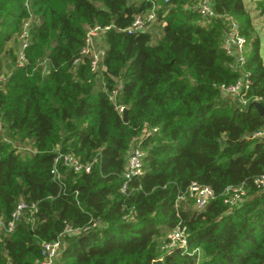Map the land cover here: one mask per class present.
Returning a JSON list of instances; mask_svg holds the SVG:
<instances>
[{
  "label": "trees",
  "instance_id": "16d2710c",
  "mask_svg": "<svg viewBox=\"0 0 264 264\" xmlns=\"http://www.w3.org/2000/svg\"><path fill=\"white\" fill-rule=\"evenodd\" d=\"M189 6L161 3L157 30L131 33L123 29L148 0H0V218L18 200L35 208L0 230V264H38L41 242L66 225L76 231L61 235L56 264H264V186L254 183L264 175V138L251 137L264 124L263 40L245 0H213L245 38L260 115L221 95L237 77L220 48L221 24L201 25ZM256 7L264 13V0ZM29 16L26 62L17 66ZM94 25L110 26L96 72L86 56L73 63ZM133 137L142 172L122 192ZM60 154L89 170L74 171ZM191 182L214 191L201 210L176 200ZM240 184L242 200L224 203L225 187ZM177 224L186 247L168 246Z\"/></svg>",
  "mask_w": 264,
  "mask_h": 264
},
{
  "label": "built area",
  "instance_id": "2783aa9c",
  "mask_svg": "<svg viewBox=\"0 0 264 264\" xmlns=\"http://www.w3.org/2000/svg\"><path fill=\"white\" fill-rule=\"evenodd\" d=\"M168 0H148L149 7L142 12H138L133 15L130 24L123 30L131 33H140L147 30L154 32L156 29V13L161 3L167 2ZM190 2L189 8H191L199 18V23L201 25H210L215 22L221 24V41L220 48L226 56H228L231 61L228 63V67L237 73L236 79L226 85H220L219 90L222 96H229L231 100L237 103L239 109H245L249 107L252 103H260L259 97L249 96V89L251 85V80L249 77V71L246 68L245 62V38L240 33V28L237 20L227 13H219L215 11L213 7V0H187ZM250 7V6H249ZM248 7V8H249ZM253 8L256 7L252 6ZM246 8V7H245ZM247 10V9H246ZM259 12V9L256 10ZM164 16V13L162 14ZM165 22L162 21L161 25ZM27 23L23 25V31L21 32L19 38L22 40L20 44V49L17 55V66H23L26 62V56L24 49L27 44L28 31H25ZM110 26H88L86 27L83 45L80 48L79 56L73 60V63L80 61L81 56L88 57V66L92 72L99 70V61L104 54V46L99 43L100 36L109 28ZM261 34L264 40V30ZM264 43V41H263ZM264 53V50H263ZM41 66L42 73L47 72V66L45 60L38 62ZM119 88V84L111 90L109 99L114 102L115 94ZM115 109L119 114H122L124 107L121 105H115ZM0 122V130H1ZM156 131L155 126H147L145 132L150 133ZM252 138H264V124L263 126L252 132ZM62 157L65 165L71 167L74 171H79L83 169L84 171L89 170L90 164H81L76 156L73 154L58 155L57 158ZM142 157L143 150L141 147V140L139 137H133L130 142V148L127 155V163L123 172V183L121 185V191L124 192L127 187V182L133 176L139 175L142 172ZM52 173H56V169L51 170ZM254 183L257 187L264 186V175H260L255 178ZM224 203L228 205H235L242 200L245 195L244 187L240 185H228L223 191ZM215 194L213 189L205 184H200L197 182H191L186 190L177 195L176 200L187 198L191 201L192 206L201 210L205 205L214 198ZM25 209L30 211L35 210L34 205H28L22 200H18L12 210L8 220H3L0 218V230L9 233L13 230L15 222L21 216ZM68 225L64 227L62 234L51 241H42L40 244V258L36 260L38 264H56L58 254L60 252V247L62 245L61 235L64 233H75ZM169 240L168 246L179 245L181 247H186V232L185 227L177 224L167 235ZM197 251V249H196Z\"/></svg>",
  "mask_w": 264,
  "mask_h": 264
},
{
  "label": "rangeland",
  "instance_id": "374dc122",
  "mask_svg": "<svg viewBox=\"0 0 264 264\" xmlns=\"http://www.w3.org/2000/svg\"><path fill=\"white\" fill-rule=\"evenodd\" d=\"M257 0H246V4L250 5L249 10H250V14L251 17L253 19V23L256 26V28L264 26V15L261 16L262 14H260L259 12H257V8H253L252 6H254V4L256 3ZM29 18L30 16L25 20V23H27L26 27H25V31H28V27H29ZM22 43V40L19 38V45Z\"/></svg>",
  "mask_w": 264,
  "mask_h": 264
},
{
  "label": "water",
  "instance_id": "95a60500",
  "mask_svg": "<svg viewBox=\"0 0 264 264\" xmlns=\"http://www.w3.org/2000/svg\"><path fill=\"white\" fill-rule=\"evenodd\" d=\"M254 107L257 111H258V113L260 114V115H262V113H263V107H262V105L260 104V103H252L248 108H250V107ZM126 110L124 109L123 111H122V120L123 121H125L126 120Z\"/></svg>",
  "mask_w": 264,
  "mask_h": 264
},
{
  "label": "crops",
  "instance_id": "0c3cea01",
  "mask_svg": "<svg viewBox=\"0 0 264 264\" xmlns=\"http://www.w3.org/2000/svg\"><path fill=\"white\" fill-rule=\"evenodd\" d=\"M246 1V0H245ZM250 5H248V4H246V2H245V7H246V9H247V11L249 12V14H250V10H249V7ZM254 6H255V4H254ZM251 15V14H250ZM264 15V13H262V15L261 16H263ZM256 27V26H255ZM257 30H258V32H259V34L261 35L262 33H263V31L262 30H264V26H261V27H258V28H256ZM263 40V39H262ZM264 41V40H263ZM263 50H264V43H263Z\"/></svg>",
  "mask_w": 264,
  "mask_h": 264
}]
</instances>
